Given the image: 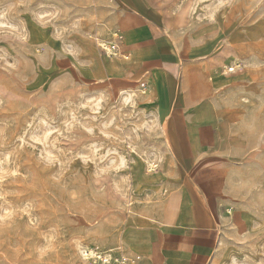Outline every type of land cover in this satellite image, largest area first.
Here are the masks:
<instances>
[{
	"label": "rangeland",
	"instance_id": "1",
	"mask_svg": "<svg viewBox=\"0 0 264 264\" xmlns=\"http://www.w3.org/2000/svg\"><path fill=\"white\" fill-rule=\"evenodd\" d=\"M166 3L185 29L240 32L213 66L222 80L200 64L211 89L187 74L185 94L211 105L234 162L210 264H264V0ZM120 18L114 0H0V264H83L82 248H111L129 221L178 208L154 95L106 75L123 55Z\"/></svg>",
	"mask_w": 264,
	"mask_h": 264
},
{
	"label": "crops",
	"instance_id": "2",
	"mask_svg": "<svg viewBox=\"0 0 264 264\" xmlns=\"http://www.w3.org/2000/svg\"><path fill=\"white\" fill-rule=\"evenodd\" d=\"M114 1L121 10L123 55L107 69L108 81L122 91L149 87L181 180L179 205L170 221L133 219L123 229L121 242L112 247L139 255L138 264H210L230 204L234 162L211 105L186 96V75L210 88L201 82L199 68L204 64L222 80L213 66L226 62L228 53L235 55L240 32L223 22L185 29L180 10L171 14L173 7L166 0Z\"/></svg>",
	"mask_w": 264,
	"mask_h": 264
},
{
	"label": "built area",
	"instance_id": "3",
	"mask_svg": "<svg viewBox=\"0 0 264 264\" xmlns=\"http://www.w3.org/2000/svg\"><path fill=\"white\" fill-rule=\"evenodd\" d=\"M118 40H121V37H118ZM118 44L112 48L113 50L107 48L108 53L111 56H116ZM234 67L230 68V71H233ZM149 90V87L146 84H142V91L146 92ZM81 257L83 264H138L140 261L139 255L130 256L123 252L121 247H111V248H102L100 246L89 247L86 246L81 250Z\"/></svg>",
	"mask_w": 264,
	"mask_h": 264
},
{
	"label": "bare ground",
	"instance_id": "4",
	"mask_svg": "<svg viewBox=\"0 0 264 264\" xmlns=\"http://www.w3.org/2000/svg\"><path fill=\"white\" fill-rule=\"evenodd\" d=\"M109 44H110V45H108V46L105 44V46H106L107 48H109V49H111V48H113V47L115 46L114 44H111V43H109ZM103 49H104V48H103ZM112 50H113V49H112ZM127 98H128V97H127Z\"/></svg>",
	"mask_w": 264,
	"mask_h": 264
}]
</instances>
